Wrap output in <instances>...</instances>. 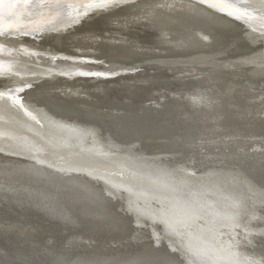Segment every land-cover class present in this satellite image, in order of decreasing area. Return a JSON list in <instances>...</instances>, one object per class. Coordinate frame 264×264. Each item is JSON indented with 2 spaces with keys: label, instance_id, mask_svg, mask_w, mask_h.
Returning <instances> with one entry per match:
<instances>
[{
  "label": "bare ground",
  "instance_id": "1",
  "mask_svg": "<svg viewBox=\"0 0 264 264\" xmlns=\"http://www.w3.org/2000/svg\"><path fill=\"white\" fill-rule=\"evenodd\" d=\"M229 2L5 20L0 264H264V0Z\"/></svg>",
  "mask_w": 264,
  "mask_h": 264
},
{
  "label": "snow or ice",
  "instance_id": "2",
  "mask_svg": "<svg viewBox=\"0 0 264 264\" xmlns=\"http://www.w3.org/2000/svg\"><path fill=\"white\" fill-rule=\"evenodd\" d=\"M117 2L118 0H87L88 6L98 11L105 10ZM200 2L235 19L246 15L229 0H200ZM57 5L58 0H0V33L3 31L5 20L19 21L33 8Z\"/></svg>",
  "mask_w": 264,
  "mask_h": 264
},
{
  "label": "water",
  "instance_id": "3",
  "mask_svg": "<svg viewBox=\"0 0 264 264\" xmlns=\"http://www.w3.org/2000/svg\"><path fill=\"white\" fill-rule=\"evenodd\" d=\"M28 221L32 224V226L35 227V230H37V231H41V229H44V227L50 226V225H46V224H43L40 222H36V220L33 219L32 217L29 218ZM64 230L65 229H63L61 231L60 238L64 241L63 243H65V249H73V248L81 247V246H83V244H86V243H83V238H81V236L80 237L77 236L78 238H73L74 237L73 235L78 234V233H82V232H84L83 230H85V229H80V230H76V231L73 230V231H71L72 234H70V235L65 234ZM4 238L0 237L1 243H5L6 245L9 244V246H13L16 243V241L14 239H7L6 238V240H3Z\"/></svg>",
  "mask_w": 264,
  "mask_h": 264
}]
</instances>
